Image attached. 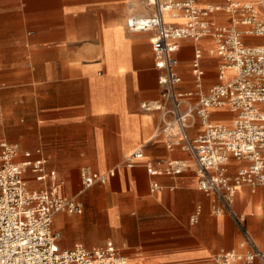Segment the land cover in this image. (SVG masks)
Wrapping results in <instances>:
<instances>
[{
    "label": "crops",
    "instance_id": "crops-1",
    "mask_svg": "<svg viewBox=\"0 0 264 264\" xmlns=\"http://www.w3.org/2000/svg\"><path fill=\"white\" fill-rule=\"evenodd\" d=\"M149 13L142 0H0V140L18 144L19 160L46 158L62 181L59 195L81 204L80 213L53 217L60 250L111 242L126 264H217L218 252L240 250V230L228 216L212 213V199L197 187L193 169L157 177L160 189L149 190L145 162L189 161L186 153L165 147L158 134L161 113L142 107L160 100L153 33L130 30L127 19ZM210 18L231 21L224 13ZM212 46L209 39L180 41L174 54L179 90L196 89L191 75L196 48L203 53L201 90L221 83V59L210 52ZM232 74L227 71L223 81ZM210 121L228 124L231 115L214 109ZM202 131L196 121L190 134ZM137 149L143 159L125 166L126 155ZM242 164L230 159V173ZM84 166L98 173L115 169V175L84 189L79 175ZM26 178L32 188L44 185L29 173ZM234 209L264 252V188L237 189Z\"/></svg>",
    "mask_w": 264,
    "mask_h": 264
},
{
    "label": "built area",
    "instance_id": "built-area-1",
    "mask_svg": "<svg viewBox=\"0 0 264 264\" xmlns=\"http://www.w3.org/2000/svg\"><path fill=\"white\" fill-rule=\"evenodd\" d=\"M151 9L146 16L130 17V30L152 31V51L160 100L142 105L162 115L158 134L167 149H178L189 156L171 159L163 164L145 162L150 177V192L160 189L156 178L177 176L191 167L197 187L211 197V211L216 216H228L240 230V250H222L214 256L217 264L235 262L264 264V252L258 247L245 226L242 214L234 209L237 189L248 187L252 192L264 188V0H221L200 5L198 0H142ZM229 15V24H220L211 15ZM182 18L175 24L165 20ZM212 41L210 52L221 59L217 70L220 84L207 92L201 90L204 69L203 53L194 50L191 75L195 91H181L175 73L174 54L183 40ZM227 71L230 79L223 81ZM195 102H191L192 98ZM214 109H224L231 115L230 123L211 122ZM203 131L192 136L195 122ZM18 144L0 140V264H126V257L109 242L86 249L81 244L60 250L58 233L53 232L55 214L80 213L82 206L74 198L59 195L62 185L54 169L44 157L19 160ZM40 154V150H36ZM137 149L125 157V166L132 167L143 159ZM243 164L230 173V159ZM29 173L43 187L32 188ZM84 189L104 184L115 175V169L103 173L90 167L80 168Z\"/></svg>",
    "mask_w": 264,
    "mask_h": 264
}]
</instances>
